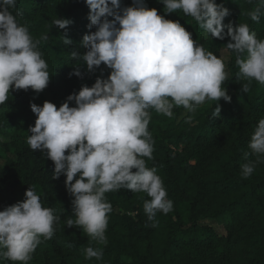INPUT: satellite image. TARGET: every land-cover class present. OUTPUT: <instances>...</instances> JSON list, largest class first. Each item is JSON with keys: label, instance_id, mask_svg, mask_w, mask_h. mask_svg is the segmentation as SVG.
Masks as SVG:
<instances>
[{"label": "clouds", "instance_id": "9594fccd", "mask_svg": "<svg viewBox=\"0 0 264 264\" xmlns=\"http://www.w3.org/2000/svg\"><path fill=\"white\" fill-rule=\"evenodd\" d=\"M167 13L190 16L212 38L225 40L226 49L236 56L238 77L247 81L241 91H250L252 81L264 84V39L258 38L247 23H224L231 15L216 0H159ZM254 6L248 17L259 23L264 16V0H247ZM89 8V31L81 41L86 50L72 51L89 73L103 64L110 69L105 78L98 76L91 87L83 85L59 107L45 101L42 106L30 102L36 116L27 144L33 151L45 153L54 164L53 178L66 177L65 188L73 199L69 228H82L100 244H107L106 229L112 205L106 193L127 189L146 193L143 208L152 226L156 214L167 215L173 201L155 167H148L154 140L149 131L150 110L172 118L174 107L188 111L206 100L231 102L223 87L228 77L223 58L192 39L179 20L166 19L144 0H133L121 7V0H85ZM16 0H0V105L13 91L31 89L42 92L50 82L48 64L27 25L20 24L14 9ZM111 17V19H109ZM69 19L58 18L53 24L67 29ZM225 29L227 31H225ZM47 39V37H42ZM66 45L73 41L66 34ZM80 66V65H79ZM76 66L70 75L83 78ZM75 106L70 107V102ZM221 111L220 105L214 116ZM245 152L255 155L241 167L249 178L257 164L264 163V118L259 119ZM135 169V171H133ZM44 207L41 197L29 187L24 199L0 211V260L29 264L32 254L55 234L59 217ZM71 246V245H69ZM85 259L102 260L103 250L89 246Z\"/></svg>", "mask_w": 264, "mask_h": 264}, {"label": "trees", "instance_id": "16d2710c", "mask_svg": "<svg viewBox=\"0 0 264 264\" xmlns=\"http://www.w3.org/2000/svg\"><path fill=\"white\" fill-rule=\"evenodd\" d=\"M216 2L231 12L225 24L247 23L264 39V16L256 23L247 15L254 4L247 0ZM144 3L166 19L179 20L194 41L223 58L228 74L222 86L231 102L206 100L192 111L174 107L172 118L150 110L148 128L154 151L151 160L145 159L162 178L173 210L167 215L157 212L153 227L143 208L144 200L150 197L122 188L105 194L112 205L106 245L91 241L82 228L66 226L69 217L75 218L73 197L66 191L64 175L53 178V162L27 144L31 135L28 128L36 119L30 102L42 106L49 101L59 107L83 85L91 87L101 72L106 78L110 69L102 64L89 73L82 61L72 57V51H86L82 38L95 31L88 28L85 0H16L10 11L20 24L28 26L33 39L40 41L51 78L42 92L13 91L0 105V211L22 201L31 187L43 206L53 208L60 218L53 238H41L29 264H264V163L257 164L247 179L240 167L256 159L249 155L246 160L244 154L250 153V137L259 119L264 118V84L252 81L250 91L242 92L247 81L238 77L236 56L225 47L228 38L208 36L193 18L180 11L166 14L159 0ZM132 4L133 0H121V7ZM58 18L72 23L59 29L53 24ZM65 34L72 44L64 43ZM45 36L47 39H42ZM223 49L229 53L227 59ZM76 66L83 78L70 75ZM218 103L221 111L214 116ZM71 106H75L74 101ZM89 246L103 250L102 260L85 259L84 249ZM0 264L16 262L0 260Z\"/></svg>", "mask_w": 264, "mask_h": 264}, {"label": "rangeland", "instance_id": "374dc122", "mask_svg": "<svg viewBox=\"0 0 264 264\" xmlns=\"http://www.w3.org/2000/svg\"><path fill=\"white\" fill-rule=\"evenodd\" d=\"M222 54H223L224 59L228 58V54L229 53H228V51L226 49H223Z\"/></svg>", "mask_w": 264, "mask_h": 264}]
</instances>
